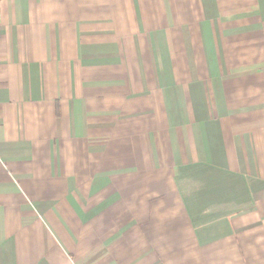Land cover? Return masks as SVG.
<instances>
[{"label":"crops","instance_id":"0c3cea01","mask_svg":"<svg viewBox=\"0 0 264 264\" xmlns=\"http://www.w3.org/2000/svg\"><path fill=\"white\" fill-rule=\"evenodd\" d=\"M0 264H264V0H0Z\"/></svg>","mask_w":264,"mask_h":264}]
</instances>
